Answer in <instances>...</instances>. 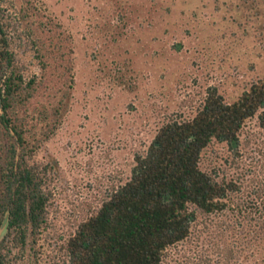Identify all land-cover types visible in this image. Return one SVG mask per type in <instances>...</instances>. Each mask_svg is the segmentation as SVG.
I'll use <instances>...</instances> for the list:
<instances>
[{"label": "trees", "instance_id": "obj_1", "mask_svg": "<svg viewBox=\"0 0 264 264\" xmlns=\"http://www.w3.org/2000/svg\"><path fill=\"white\" fill-rule=\"evenodd\" d=\"M4 2L0 227L6 213L8 221L0 264H170L178 247L193 253L185 264H264V174L244 184L243 175L227 178L219 167H201L214 142L224 143L233 159L241 157L252 120L264 137V76L233 101L209 86L192 116L176 113L164 120L148 146L134 154L130 175L112 183L73 231L64 239L57 234L55 242L48 187L53 166L37 155L59 128L75 83L71 36L57 21L43 18L33 0H25L15 7L22 30L14 40ZM23 35L38 73H28L14 50ZM52 242L59 251L53 258L47 252Z\"/></svg>", "mask_w": 264, "mask_h": 264}, {"label": "rangeland", "instance_id": "obj_2", "mask_svg": "<svg viewBox=\"0 0 264 264\" xmlns=\"http://www.w3.org/2000/svg\"><path fill=\"white\" fill-rule=\"evenodd\" d=\"M24 1L3 3L14 40L22 30L15 7ZM33 1L43 18L71 36L75 77L59 128L37 155L53 166L48 187L55 242L73 231L112 183L130 175L134 154L164 120L192 116L209 86L233 101L264 76V0ZM21 37L14 50L28 73H38L25 50L28 39ZM246 141L235 159L224 143H212L201 167H219L227 178L243 175L244 184L256 174L262 178L264 137L256 120L244 130ZM47 252L53 258L59 251L52 242ZM189 255L190 249L178 247L170 264H185Z\"/></svg>", "mask_w": 264, "mask_h": 264}, {"label": "water", "instance_id": "obj_3", "mask_svg": "<svg viewBox=\"0 0 264 264\" xmlns=\"http://www.w3.org/2000/svg\"><path fill=\"white\" fill-rule=\"evenodd\" d=\"M1 107H2V105H1V98H0V115H1ZM7 221H8V214L6 213V215L2 221L1 227H0V235L6 231Z\"/></svg>", "mask_w": 264, "mask_h": 264}]
</instances>
